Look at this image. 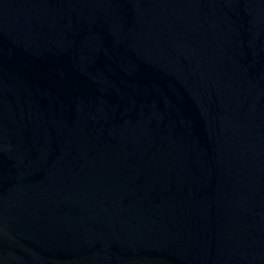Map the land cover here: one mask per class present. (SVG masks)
<instances>
[{
  "label": "water",
  "instance_id": "95a60500",
  "mask_svg": "<svg viewBox=\"0 0 264 264\" xmlns=\"http://www.w3.org/2000/svg\"><path fill=\"white\" fill-rule=\"evenodd\" d=\"M0 264H264V0H0Z\"/></svg>",
  "mask_w": 264,
  "mask_h": 264
}]
</instances>
